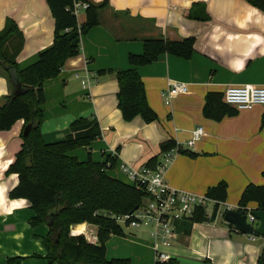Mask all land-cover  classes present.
<instances>
[{
    "label": "crops",
    "instance_id": "1",
    "mask_svg": "<svg viewBox=\"0 0 264 264\" xmlns=\"http://www.w3.org/2000/svg\"><path fill=\"white\" fill-rule=\"evenodd\" d=\"M107 5L100 12V24L81 38L80 53L69 58L60 74L44 82L46 101L41 125L47 142L63 139L79 117H96L102 135L88 147L70 153L81 160L91 156L104 162L116 156L108 173L133 183L121 169L123 163L148 165L154 156L162 159L161 144L172 140L181 145L168 165L165 177L176 188L207 194L220 181L228 184L222 205L237 209L245 187L264 184V105L217 120L203 113L209 92L223 94L230 85L264 86V12L247 0H84ZM195 2H203L210 18L187 17ZM13 18L25 41L17 62L24 68L54 41L55 19L47 0H0V31L7 18ZM79 24L86 11L77 14ZM167 36L171 39L195 37V51L185 59L163 54L148 65L138 66L147 99L158 119L147 122L138 115L127 121L119 108V82L115 74L100 75L102 69H126L129 55L142 53L144 39ZM169 80L189 84L187 94H176L169 104L162 92ZM14 88L0 67V104ZM225 102V101H224ZM204 136L188 148L196 126ZM24 120L9 130L0 131V264L21 258V264H44L47 249L43 243L47 224L33 226L31 203L26 198H11L19 183L18 173H7L22 144ZM172 149V148H171ZM225 208L224 210H226ZM258 208L250 202L246 209ZM213 220L196 222L190 233L178 230L169 244L151 235L152 228L141 224L135 232L112 235L107 241V258H130L133 264H153L158 252L176 258L181 264H257L264 249L262 236L232 231L219 205ZM149 227V228H144ZM73 234H84L97 242V226L82 223Z\"/></svg>",
    "mask_w": 264,
    "mask_h": 264
},
{
    "label": "trees",
    "instance_id": "2",
    "mask_svg": "<svg viewBox=\"0 0 264 264\" xmlns=\"http://www.w3.org/2000/svg\"><path fill=\"white\" fill-rule=\"evenodd\" d=\"M75 1L47 0L55 19L53 44L40 52L37 59L20 68L17 57L24 46V35L17 22L8 17L0 31V67L8 75L14 91L0 104V131L9 130L20 119L24 120L22 144L7 173H18L19 183L10 191L11 198H26L34 215L33 226L47 224L49 231L43 237L47 249L44 264H133L130 258H107V241L112 235H123L124 229L117 216L132 213L144 204L148 193L144 186L127 182L107 171L116 165V156L107 155L104 162L91 156L81 160L70 152L88 147L101 137L102 128L96 117H79L70 126L67 135L58 141L47 142L41 125L44 121L43 104L46 101L44 82L57 77L66 61L80 53L81 38L100 24V10L107 5L89 3L86 19L79 24ZM264 12V0H247ZM87 2V1H86ZM187 17L208 20L210 15L203 2H195ZM195 51V37L171 39L165 35L144 39L142 53L129 55L130 67L102 69L100 75L115 74L119 82V108L127 121L141 115L145 121L158 119L157 112L147 99L146 89L137 67L157 61L163 54L189 59ZM17 92V94H16ZM203 113L220 120L237 113L223 101V94L209 92ZM28 128L27 135L24 134ZM175 146L169 140L161 144L162 152ZM159 157L148 162L155 167ZM264 175V170H263ZM228 184L220 181L210 187L207 196L217 201L211 216L204 206H199L191 217L178 222V230L188 234L193 224L213 220L219 202L227 199ZM250 202H257L264 210V184H248L239 200L238 210L245 212ZM89 223L97 226L98 240L90 242L84 234H73L72 227ZM232 231H236L229 223ZM9 264H21V258H9ZM154 264H181L176 258ZM257 264H264V249Z\"/></svg>",
    "mask_w": 264,
    "mask_h": 264
},
{
    "label": "built area",
    "instance_id": "3",
    "mask_svg": "<svg viewBox=\"0 0 264 264\" xmlns=\"http://www.w3.org/2000/svg\"><path fill=\"white\" fill-rule=\"evenodd\" d=\"M74 6L75 12L78 14L86 10L89 3L86 1H75ZM188 92L189 84L187 82L169 80L168 86L162 94L165 102L169 104L173 95L187 94ZM224 101L238 109H248L256 104L264 105V86L249 83L230 85L224 92ZM204 134L205 128L201 125L196 126L192 130L191 138L187 140L186 146L188 148L193 147ZM180 149L181 145L177 144L175 148L164 152L161 161L155 167L149 165L136 167L129 163L121 165L122 172L133 183L146 188L148 197L144 204L132 213L117 216L118 222L132 226H140L145 223L151 226V235L165 244H169L174 236L178 221L191 217L199 206H204L208 216H211L217 203L216 200L210 198L207 194L176 188L167 182L165 177L167 167ZM223 203L219 202V205ZM211 204L212 208L210 207ZM246 212L248 213V222L254 225V216L249 213L248 209ZM170 258L169 254L158 252L155 262L166 261Z\"/></svg>",
    "mask_w": 264,
    "mask_h": 264
},
{
    "label": "water",
    "instance_id": "4",
    "mask_svg": "<svg viewBox=\"0 0 264 264\" xmlns=\"http://www.w3.org/2000/svg\"><path fill=\"white\" fill-rule=\"evenodd\" d=\"M17 94V92H16ZM28 128L25 129L24 134L27 135ZM255 218V224L248 222V213L237 209L228 208L223 213L227 222L233 224L238 232L249 234L251 236H264V210L255 208L249 212Z\"/></svg>",
    "mask_w": 264,
    "mask_h": 264
},
{
    "label": "rangeland",
    "instance_id": "5",
    "mask_svg": "<svg viewBox=\"0 0 264 264\" xmlns=\"http://www.w3.org/2000/svg\"><path fill=\"white\" fill-rule=\"evenodd\" d=\"M123 178V180H126V178H124V177H122ZM211 208H212V204H211V206H210ZM225 208H227V206H225V205H221V210H224ZM143 225H145V226H149V225H147V224H143ZM124 226V229H125V231L127 232V233H130V232H135L136 230H134L135 228L134 227H127L126 225H123ZM150 227V226H149ZM149 227H144V228H149ZM151 228V227H150ZM263 237V236H262Z\"/></svg>",
    "mask_w": 264,
    "mask_h": 264
}]
</instances>
